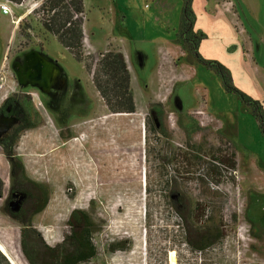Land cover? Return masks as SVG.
I'll list each match as a JSON object with an SVG mask.
<instances>
[{"label":"rangeland","instance_id":"rangeland-1","mask_svg":"<svg viewBox=\"0 0 264 264\" xmlns=\"http://www.w3.org/2000/svg\"><path fill=\"white\" fill-rule=\"evenodd\" d=\"M83 1V60L121 52L135 112L109 113L84 62L44 30L43 0L21 3L23 12L34 9L26 19L16 20L21 12L0 18V100L26 97L35 121L13 154L25 178L48 194L31 220L42 242L5 216L0 200V242L10 263L28 264L22 235L40 252L41 243L60 244L77 210L100 226L87 264H264V137L250 108L179 38L183 0H130L132 8L122 0ZM191 9L199 54L222 64L232 86L264 110V0H192ZM31 50L50 65L41 89L22 74V56ZM60 101L69 110L63 127L46 106ZM6 162L0 151L4 192ZM26 182L14 181L18 189ZM20 203L16 194L12 209ZM184 216L196 226L211 219L222 239L201 254L190 251ZM120 242L126 249L112 251Z\"/></svg>","mask_w":264,"mask_h":264},{"label":"trees","instance_id":"trees-1","mask_svg":"<svg viewBox=\"0 0 264 264\" xmlns=\"http://www.w3.org/2000/svg\"><path fill=\"white\" fill-rule=\"evenodd\" d=\"M13 4H21L26 0H4ZM192 0H183L180 21L179 38L186 45L187 51L197 63L219 77L226 93L234 94L244 105L250 108L252 117L258 124V129L264 137V110L258 101L252 100L232 86L228 70L217 61H208L198 52L202 37L193 31L195 17L191 9ZM39 10L43 12L41 24L44 30L56 38L57 42L68 50L79 62H84L81 53L83 37L82 22L78 17L84 12L83 0H43ZM92 84L103 100L104 106L111 114L129 115L135 112V105L130 91V74L121 52L107 49L99 53L97 58L84 62ZM48 108L49 106L46 105ZM50 109V108H49ZM51 110V109H50ZM52 113L59 127L67 123L68 108L58 107ZM85 117V116H82ZM155 128V126H153ZM22 165H20L21 169ZM231 169L235 168L232 162ZM48 196L38 198V205L23 215V221L18 223L32 232L33 241L40 242L31 224L32 217L43 211L47 205ZM197 211V208H196ZM13 219L12 214L3 212ZM16 221V220H14ZM207 226H196L184 216V243L190 251L203 253L214 243L220 241L223 234L211 219ZM68 232L62 242L53 248L41 243V252L37 250L36 242L30 244L26 234L20 240L21 251L28 264H87L96 256V248L92 244V235L99 231L100 226L91 220L84 212L72 211L67 220ZM25 233V232H24ZM125 250L126 243L120 242L112 251Z\"/></svg>","mask_w":264,"mask_h":264},{"label":"flooded vegetation","instance_id":"flooded-vegetation-1","mask_svg":"<svg viewBox=\"0 0 264 264\" xmlns=\"http://www.w3.org/2000/svg\"><path fill=\"white\" fill-rule=\"evenodd\" d=\"M22 64L23 56L20 65ZM17 69H19V66ZM47 105L51 110H55L58 107L66 108L63 106L62 101L57 104L58 106L57 108L55 107V109L50 103ZM52 112L53 111H51V113ZM32 116H34V114L27 106L26 97L20 94H10L0 100V151L7 161L6 178L8 183H10L7 191L4 192L2 189L4 180H2L0 176V200L5 201L4 212L12 214L13 219L16 220L15 222L17 223L23 221V214L26 211L33 209L39 204L38 198L48 196L44 188L25 178L23 165L13 154V149L15 148L19 135L35 127V121L32 120ZM20 165H22L21 169ZM16 176L27 181L24 187L18 189L14 183ZM16 194L21 196V203L13 210L11 203L16 198ZM22 227L26 228L24 226Z\"/></svg>","mask_w":264,"mask_h":264},{"label":"water","instance_id":"water-1","mask_svg":"<svg viewBox=\"0 0 264 264\" xmlns=\"http://www.w3.org/2000/svg\"><path fill=\"white\" fill-rule=\"evenodd\" d=\"M49 69L50 65L41 53L31 50L24 54L22 74L24 79L29 80L30 86L41 89V86L48 80L47 73H49ZM20 77L19 79L21 81Z\"/></svg>","mask_w":264,"mask_h":264},{"label":"crops","instance_id":"crops-1","mask_svg":"<svg viewBox=\"0 0 264 264\" xmlns=\"http://www.w3.org/2000/svg\"><path fill=\"white\" fill-rule=\"evenodd\" d=\"M30 1V0H29ZM119 1H121V0H119ZM123 2H125L126 3V7L127 8H132L130 5H133L131 2H129L130 0H122ZM146 1V0H145ZM116 2H118V0L116 1ZM83 5H84V1H83ZM23 4H22V6L21 7H13L12 8V13H13V15L16 13V12H21V13H18L19 14V17H18V19L17 20H23V19H26V18H28L29 17V15L33 12V8L31 7L30 9H28V10H26V11H22V10H20L21 8H23ZM15 16V15H14ZM150 16V15H149ZM0 18H2V19H5V20H7L9 17L7 16V15H3V14H1L0 13ZM150 18V17H149ZM16 24V22H14L13 23V25H15ZM0 264H11L10 263V261H9V259L4 255V254H2V252L0 251Z\"/></svg>","mask_w":264,"mask_h":264},{"label":"built area","instance_id":"built-area-1","mask_svg":"<svg viewBox=\"0 0 264 264\" xmlns=\"http://www.w3.org/2000/svg\"><path fill=\"white\" fill-rule=\"evenodd\" d=\"M8 3H10V2L4 1V0H0V13L3 14V15H7V16L11 17L12 20H15V17H14V15L12 13V10L8 6ZM15 5H17V7H21L22 6V4H15ZM13 23H14V21H13Z\"/></svg>","mask_w":264,"mask_h":264},{"label":"bare ground","instance_id":"bare-ground-1","mask_svg":"<svg viewBox=\"0 0 264 264\" xmlns=\"http://www.w3.org/2000/svg\"><path fill=\"white\" fill-rule=\"evenodd\" d=\"M108 172H110V171H108ZM100 176H101V174H100ZM106 176V175H105ZM106 178V177H105ZM108 178V177H107ZM107 178H106V180H107ZM103 180H105L104 178H102ZM113 179V178H112ZM115 179V178H114ZM102 180V181H103ZM119 180V179H118ZM120 180H121V178H120ZM106 182V181H105ZM98 183V182H97ZM121 184H123V183H121ZM121 184H120V186H121ZM98 185V184H97ZM114 185V184H113ZM102 186V185H101ZM119 186V185H118ZM122 186H124V185H122ZM99 188H100V186H99ZM124 189V188H123ZM100 190H102V189H100ZM121 190V189H120ZM103 192V191H102ZM0 251L2 252V254H4L6 257H9L8 256V254H7V251H6V249H5V247H4V245L0 242Z\"/></svg>","mask_w":264,"mask_h":264}]
</instances>
